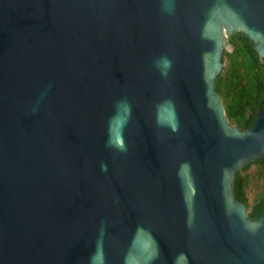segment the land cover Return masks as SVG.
<instances>
[{"label":"water","instance_id":"1","mask_svg":"<svg viewBox=\"0 0 264 264\" xmlns=\"http://www.w3.org/2000/svg\"><path fill=\"white\" fill-rule=\"evenodd\" d=\"M264 0H0V264H264L234 180L229 38ZM170 62L169 66L164 61Z\"/></svg>","mask_w":264,"mask_h":264},{"label":"trees","instance_id":"2","mask_svg":"<svg viewBox=\"0 0 264 264\" xmlns=\"http://www.w3.org/2000/svg\"><path fill=\"white\" fill-rule=\"evenodd\" d=\"M232 50H225L222 74L217 80V92L231 126L249 130L264 108V58L254 42L243 32L229 38ZM236 199L243 202L251 220L264 213V158L244 167L233 182Z\"/></svg>","mask_w":264,"mask_h":264},{"label":"clouds","instance_id":"3","mask_svg":"<svg viewBox=\"0 0 264 264\" xmlns=\"http://www.w3.org/2000/svg\"><path fill=\"white\" fill-rule=\"evenodd\" d=\"M169 64H170L169 61H167V60L164 61V65H165L166 67L169 66Z\"/></svg>","mask_w":264,"mask_h":264}]
</instances>
